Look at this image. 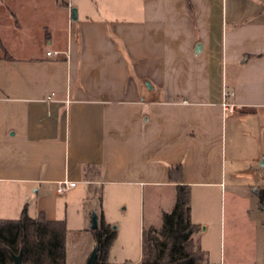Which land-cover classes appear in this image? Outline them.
Segmentation results:
<instances>
[{
  "label": "crops",
  "instance_id": "1",
  "mask_svg": "<svg viewBox=\"0 0 264 264\" xmlns=\"http://www.w3.org/2000/svg\"><path fill=\"white\" fill-rule=\"evenodd\" d=\"M180 164L210 263L264 264V0H0V218L132 193L161 228Z\"/></svg>",
  "mask_w": 264,
  "mask_h": 264
},
{
  "label": "trees",
  "instance_id": "2",
  "mask_svg": "<svg viewBox=\"0 0 264 264\" xmlns=\"http://www.w3.org/2000/svg\"><path fill=\"white\" fill-rule=\"evenodd\" d=\"M97 169L86 167V176ZM183 165L171 167L170 177L177 179L176 203L172 211L163 213L161 228L145 227L142 231L140 264H216L207 259V251L194 241L201 228L192 221L191 187L183 183ZM101 202V192L95 190ZM259 205L264 210V186L256 189ZM101 206V204H100ZM99 227L94 229L99 252L96 264H110V249L117 237L116 228L101 212ZM67 221L50 220L44 212L36 217L25 208L17 219L0 218V264H12L13 253H23L29 264H67Z\"/></svg>",
  "mask_w": 264,
  "mask_h": 264
},
{
  "label": "rangeland",
  "instance_id": "3",
  "mask_svg": "<svg viewBox=\"0 0 264 264\" xmlns=\"http://www.w3.org/2000/svg\"><path fill=\"white\" fill-rule=\"evenodd\" d=\"M96 190L99 192L100 188L98 187L96 188ZM100 192V204L102 205L104 200L102 189ZM96 198L99 199L98 197ZM97 201L91 199L87 200L86 205L80 201H73V205L71 206L69 211V219L64 218L67 221L68 227L66 239L67 264H82V261L84 260V254L88 259L95 245L94 232L92 229V216L94 212L90 213V210L94 207V204H96ZM111 201V206L115 208V212L114 215L111 216V220H113L112 225L117 230V237L110 249L109 263L140 264L142 255L143 227V214L140 212V200L136 195L131 193L129 196H125L124 198H120L119 200L112 199ZM197 201L198 194L195 195V201H192L191 192V207L193 204L196 205ZM219 204L220 203H218V200H213V202H211L210 204L212 207V215L209 217V219L212 223L208 237L213 242V244L214 238L216 243V239H218V235L220 234V224L218 222ZM210 205H208V207H210ZM145 206L147 207V200L145 201ZM256 212L259 213L260 219H263L262 217L264 216V213L259 209L257 210V208ZM146 217L147 215L145 213L144 226H146L147 224ZM203 228L204 226L201 225L200 230H202ZM212 253L213 254L211 262H214L215 260H218L220 255L219 244H217L213 248ZM207 259L210 262L209 256H207ZM127 260L132 261L134 263L129 262Z\"/></svg>",
  "mask_w": 264,
  "mask_h": 264
},
{
  "label": "water",
  "instance_id": "4",
  "mask_svg": "<svg viewBox=\"0 0 264 264\" xmlns=\"http://www.w3.org/2000/svg\"><path fill=\"white\" fill-rule=\"evenodd\" d=\"M72 17L74 20L78 18V10L77 8L72 9ZM202 48V45L199 43L197 46L196 51L199 52ZM99 227V218L98 214L94 213L92 216V229H97ZM98 252H99V246L98 243H95L87 261L85 264H96L97 263V258H98ZM12 264H29L24 262L23 260V253L20 252L19 254L13 253V263Z\"/></svg>",
  "mask_w": 264,
  "mask_h": 264
},
{
  "label": "built area",
  "instance_id": "5",
  "mask_svg": "<svg viewBox=\"0 0 264 264\" xmlns=\"http://www.w3.org/2000/svg\"><path fill=\"white\" fill-rule=\"evenodd\" d=\"M52 52H48V54H51ZM53 95L54 93H52L51 95L48 96V99H52L53 98ZM230 96V92L229 91H225L224 92V97H225V101L223 103L224 105V108L227 110V111H233L234 110V105L233 104H230L229 102H227V98ZM77 182L76 181H71V180H63V181H60L59 184H58V193L59 194H63L64 192H66L68 189L76 186Z\"/></svg>",
  "mask_w": 264,
  "mask_h": 264
}]
</instances>
